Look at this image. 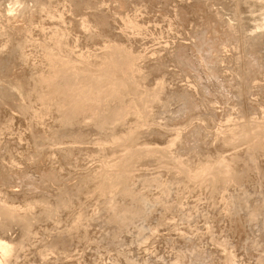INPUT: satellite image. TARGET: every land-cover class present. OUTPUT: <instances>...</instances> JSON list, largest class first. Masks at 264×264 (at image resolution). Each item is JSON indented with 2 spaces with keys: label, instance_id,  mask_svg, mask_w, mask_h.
Returning <instances> with one entry per match:
<instances>
[{
  "label": "rangeland",
  "instance_id": "rangeland-1",
  "mask_svg": "<svg viewBox=\"0 0 264 264\" xmlns=\"http://www.w3.org/2000/svg\"><path fill=\"white\" fill-rule=\"evenodd\" d=\"M0 30V264H264V0H0Z\"/></svg>",
  "mask_w": 264,
  "mask_h": 264
},
{
  "label": "bare ground",
  "instance_id": "bare-ground-1",
  "mask_svg": "<svg viewBox=\"0 0 264 264\" xmlns=\"http://www.w3.org/2000/svg\"><path fill=\"white\" fill-rule=\"evenodd\" d=\"M181 2V1H180ZM114 3V2H113ZM136 8V7H135ZM138 9V8H137ZM118 10V9H117ZM117 14V13H116ZM121 14V13H120ZM115 16V15H114ZM121 16V15H120ZM138 18V17H137ZM149 19V18H148ZM124 20H125V18H124ZM13 21V20H12ZM86 23V22H85ZM116 23V22H115ZM120 25V24H119ZM149 25V24H148ZM147 25V26H148ZM13 26H15V25H13ZM49 27V26H48ZM47 27V28H48ZM56 28V27H55ZM125 28V27H124ZM27 29V28H26ZM51 29V28H50ZM84 29V28H83ZM93 29V28H92ZM126 29V28H125ZM3 30V29H2ZM29 30V29H28ZM1 31V30H0ZM26 33V32H25ZM100 33V32H99ZM23 34V33H22ZM93 34V33H92ZM133 35V34H132ZM135 35V34H134ZM21 36V35H20ZM93 37V36H92ZM25 39V38H24ZM110 39V38H109ZM9 40V39H8ZM7 40V41H8ZM26 40V39H25ZM102 40V39H101ZM100 40V41H101ZM239 40V39H238ZM244 40V39H243ZM13 42H14V39H13ZM12 42V43H13ZM19 43V42H18ZM232 50V49H231ZM116 52V51H115ZM102 53H103V51H102ZM113 53H114V51H113ZM224 53V52H223ZM87 56V55H86ZM70 57V56H69ZM95 57V56H94ZM21 58V57H20ZM74 61V60H73ZM100 61V60H99ZM106 61V60H105ZM66 63V62H65ZM85 64V63H84ZM219 64V63H218ZM117 65V64H116ZM121 67V66H120ZM251 68V67H250ZM97 69H98V67H97ZM105 69V68H104ZM14 76V75H13ZM96 76V75H95ZM164 76V75H163ZM11 77V76H10ZM97 77V76H96ZM5 80H6V78H5ZM5 82V81H4ZM9 83V82H8ZM13 83H15V82H12V84ZM121 83V82H120ZM2 84V83H1ZM17 84V83H16ZM11 85V84H10ZM19 85V84H18ZM8 86V85H7ZM20 86V85H19ZM0 87H1V85H0ZM3 87H6V85H3ZM2 87V88H3ZM18 87V86H17ZM117 87V86H116ZM120 87V86H119ZM1 88V90H3ZM7 88V87H6ZM10 87H8V89H9ZM13 88V87H12ZM7 89V90H8ZM18 89V88H17ZM20 89V88H19ZM12 90V89H11ZM15 90V89H14ZM4 91H5V89H4ZM4 91H3V93H4ZM18 91V90H17ZM20 91V90H19ZM24 91V90H23ZM26 91V90H25ZM24 91V92H25ZM19 93V92H18ZM5 94V93H4ZM141 94V93H140ZM6 95V94H5ZM16 95H18L19 96V94H16ZM89 95V94H88ZM11 96V95H10ZM7 97V96H6ZM9 97V96H8ZM87 97V96H86ZM85 97V98H86ZM93 97V96H92ZM3 98V97H2ZM7 99V98H6ZM19 100V99H18ZM17 100V101H18ZM5 101V100H4ZM211 104V103H210ZM3 105V104H2ZM27 105V104H26ZM22 107V106H21ZM210 109V108H209ZM17 111V110H16ZM214 111V110H213ZM216 111V110H215ZM5 112V111H4ZM211 113V112H210ZM39 117V116H38ZM40 118V117H39ZM29 120V119H28ZM36 120V119H35ZM41 122V121H40ZM4 125V124H3ZM9 125V124H8ZM48 130V129H47ZM26 131V130H25ZM193 131V130H192ZM31 133V132H30ZM48 133V132H47ZM188 133V132H187ZM24 134V133H23ZM183 134V133H182ZM32 136H33V134H31ZM43 135V134H42ZM52 135V134H51ZM40 136V135H39ZM3 137V136H2ZM43 137V136H42ZM52 137V136H51ZM181 137V136H180ZM46 138V137H45ZM53 138V137H52ZM32 139V138H31ZM2 140V139H1ZM182 140V139H181ZM22 141V140H21ZM37 141V140H36ZM40 141V140H39ZM35 143V142H34ZM48 143V142H47ZM21 144V143H20ZM41 145V144H40ZM47 147V146H46ZM20 157V156H19ZM11 158V157H10ZM221 158V157H220ZM17 159V158H16ZM21 159V158H20ZM4 160V159H3ZM36 162V161H35ZM225 162V161H224ZM14 164V163H13ZM27 166V165H26ZM217 166V165H216ZM218 167V166H217ZM10 169H11V167H10ZM5 170V169H4ZM16 171V170H15ZM7 172V171H6ZM11 172V171H10ZM22 175V174H21ZM44 182V181H43ZM44 185V184H43ZM55 185V184H54ZM61 189V188H60ZM63 189V188H62ZM65 189V188H64ZM13 190V189H12ZM64 191V190H63ZM9 192V191H8ZM4 193V192H3ZM3 195V194H2ZM7 196V195H6ZM4 199H5V197H4ZM64 199V198H63ZM62 199V200H63ZM1 200V199H0ZM3 200V199H2ZM8 200V199H7ZM48 200V199H47ZM58 200V199H57ZM5 201V200H4ZM32 201V200H31ZM46 200H44V202H45ZM2 202V201H1ZM35 202V201H34ZM37 202V201H36ZM39 202V201H38ZM43 202V203H44ZM47 202V201H46ZM8 203V202H7ZM33 203V202H32ZM10 204V203H9ZM30 204V203H29ZM42 204V203H41ZM47 204V203H46ZM3 205H0V207H2ZM13 206V205H12ZM34 206V205H33ZM40 206V205H39ZM4 207V206H3ZM18 207H20V206H18ZM11 208V207H10ZM17 209V208H16ZM16 209H14V210H16ZM12 210V209H11ZM39 240V239H38ZM3 240H1L0 241V255H2V257L4 256V258L7 256V258H9L8 257V255H10V252H11V250L14 248V246L13 247H11L10 245H9V243L8 242H6V243H8V244H6L4 241V243H1ZM30 242V241H29ZM13 243H14V241H13ZM22 244V243H21ZM20 244V245H21ZM13 245V244H12ZM19 245V244H18ZM32 245V244H31ZM27 246V245H26ZM43 246H46V245H43ZM42 246V247H43ZM63 246V245H62ZM47 248V247H46ZM19 249V248H18ZM32 249H33V247H32ZM48 249H49V247H48ZM16 250H17V248H16ZM41 250V249H40ZM15 251V250H14ZM38 251H39V249H38ZM43 251V250H42ZM47 251V250H46ZM49 251V250H48ZM12 252H13V250H12ZM17 252V251H16ZM32 252V251H31ZM44 252V251H43ZM26 253V252H25ZM42 253V252H41ZM47 254V253H46ZM229 254V253H228ZM233 254V253H232ZM17 255V254H16ZM37 255V254H36ZM36 255H35V257H36ZM40 255H42V254H40ZM69 255H71V254H69ZM68 255V256H69ZM231 255V254H230ZM234 255V254H233ZM11 256H13V255H11ZM26 255H24V257H25ZM32 256V255H31ZM72 256H73V254H72ZM14 257H16L15 255H14ZM67 257V256H66ZM228 257H229V255H228ZM21 258V257H20ZM19 258V259H20ZM22 259V258H21ZM228 259V258H227ZM1 260V259H0ZM8 260H10V259H7L6 261H8ZM11 260H12V257H11ZM13 260H14V258H13ZM24 260V259H23ZM15 262H17V261H15ZM26 262V261H25ZM8 263V262H7ZM3 264H5V262L3 263ZM9 264V263H8ZM261 264H263V263H261Z\"/></svg>",
  "mask_w": 264,
  "mask_h": 264
}]
</instances>
